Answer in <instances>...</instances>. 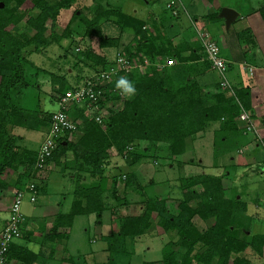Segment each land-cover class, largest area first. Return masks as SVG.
<instances>
[{"label":"trees","instance_id":"trees-1","mask_svg":"<svg viewBox=\"0 0 264 264\" xmlns=\"http://www.w3.org/2000/svg\"><path fill=\"white\" fill-rule=\"evenodd\" d=\"M82 1L90 2L84 5L90 17L79 13V9L73 11V15L82 20L81 38H96L100 49H114L116 53L108 61L107 51L96 53L86 48L77 52L76 59L69 68L82 62L90 75L98 68H110L117 54L138 62L147 60L150 65L143 71L134 68L124 75L114 76L102 88L105 90L104 99L68 102L65 110L68 118L77 123V129L72 135L64 132L56 139L55 149L46 159L45 167L37 171L34 164L38 148L33 151L20 146L17 142L21 136L15 132L19 128L44 131L43 140L60 96L79 86L88 75L76 74L73 83H70L67 69L63 72H49L31 64L28 56L43 52L55 42L60 47L59 40L71 36L66 30L57 35L56 21L61 10L69 9ZM181 8L183 6L179 0L178 5L168 8L167 13H163L158 19L149 14L141 19L125 13L121 4L113 0H0V197L9 187L20 190L32 179L37 180V196V192L42 189L39 174L53 162L59 166L63 176L69 177L67 170L74 169L77 181L82 182L88 177H93L95 181L78 185L79 192H76V198L74 194L69 211L57 212L51 231L71 227L78 215L94 213L101 222L107 192L104 165L111 157L119 156L128 168L146 158L148 149L153 151L161 147L169 159H174L182 154L187 138L193 140L198 132H205L213 123L218 125L213 131L215 144L239 149L244 143L251 141L258 147L264 146V133H259L260 139H257L251 132H246L243 124L236 118L241 106L254 119L249 89L235 88V97L219 89L218 84L210 91L203 90L196 79L195 69L187 63L189 59L181 56L179 46L174 42L177 36L175 19L179 17ZM173 10L176 11L175 14ZM257 11L264 23L261 9L258 8ZM19 23L23 24V30L13 31L11 27ZM109 25L114 26L116 34L110 35L104 31ZM29 29L33 32L26 31ZM124 33H128L130 38L121 45ZM203 55L205 56L204 52L202 57ZM167 58H172L175 63L162 68L156 67L157 61ZM25 65L29 66L28 73ZM32 74L35 78L39 74L48 76V90L57 96L53 111L40 109L38 100L34 105L37 95H33L32 89H37L40 85L32 83ZM121 76L127 77L135 85L134 95L119 96L112 93L116 80ZM118 101L117 106L115 102ZM94 104L99 107L106 105L107 115L102 117L101 123L95 121L90 114ZM7 170L14 172V176L8 181L2 177ZM221 176L199 173L183 179L178 185L180 196L175 200L174 212L166 207L163 200L147 196L137 214L121 215L116 219V226L108 237L100 236L107 242L106 250L109 254L107 260L100 264H130V253L125 242H133L148 232L154 225L153 214L156 225L164 232L173 231L176 235V239L170 237L168 240L161 255V264H252L251 257L259 258L262 255L264 233L251 235L243 232L240 236L235 232L232 215L236 214L237 208L243 211L244 207L236 205L239 198L225 195L226 188ZM42 179L44 180L43 177ZM118 180L123 181L124 188H131L136 181L135 169L123 170L122 173L111 176L109 193L115 201L119 199L124 204L128 202L127 193L124 190L122 197L116 195ZM11 201L12 198L9 204ZM192 201L194 205L190 204ZM11 243L7 253L10 259H20L23 264H30L28 259L31 258L27 257L37 256ZM14 247L19 251L23 250L22 254L12 253ZM84 260L85 255L70 256L67 262L87 264ZM140 264L155 262L144 260Z\"/></svg>","mask_w":264,"mask_h":264},{"label":"rangeland","instance_id":"rangeland-1","mask_svg":"<svg viewBox=\"0 0 264 264\" xmlns=\"http://www.w3.org/2000/svg\"><path fill=\"white\" fill-rule=\"evenodd\" d=\"M113 1L120 3L122 10L125 13L132 14L141 19L146 17L147 13H149L151 10H154L155 14H153V16L157 19L158 17H161L163 13H167L168 11V8H166L168 0H148L149 2L144 3L136 0ZM181 1L185 2V0ZM226 1H229L227 4L232 7L236 6L239 2L237 0ZM240 2H242L244 5L251 4L258 6L264 15V0H240ZM89 3V1H82L78 5H73L69 9L61 10L56 21L55 33L60 35L66 30L70 32L71 36L60 39V47L57 46V43L55 42L54 44L48 46L43 52L30 54L28 56V61L37 67L43 68L53 73L63 72L65 69H67V72L69 73H67V79L70 83H73L76 74L85 76L88 72L90 73V71L82 65V62H79L77 66H73L72 69L69 68L72 66L74 59H76L75 57L77 56L78 51L81 52L86 48H90L96 53H104L107 51H103L98 47L96 38H81L82 20L81 17L74 16L73 11L74 9H79V13L90 17L89 11L87 8H85L86 6H84L88 5ZM190 11V6H187V12L190 13ZM185 17H187L186 10L181 8L179 17L175 19V24L178 29L181 27ZM195 22L193 21L191 25L195 26L199 30H202L203 32L206 30L205 32H208L210 37L212 36L215 38V32L212 30L213 28L210 23L206 25L204 30L205 25ZM11 29L13 31L23 30V24L19 23L16 26L11 27ZM190 30L191 35H193V32L195 34L194 29ZM26 31H29L30 33L33 32L30 29ZM104 31L110 35L116 34V29L114 26L109 25L105 27ZM247 37H249L248 34H246L244 38ZM129 38L130 36L128 33H124L121 36V45L127 43ZM240 40L245 43L249 42L247 39L241 38ZM115 53L116 50L114 49L108 50L106 52L107 60H111L115 56ZM203 58L206 59L204 55ZM28 67V65H25V70L27 73L29 69ZM213 73L217 75L215 72ZM209 74L212 76V71H210ZM35 77L36 76L32 74V83L37 82L40 86L37 87V89H32L33 95H37V97H35L34 105L38 100L40 109H50V111H53L55 109L57 96L56 93L48 90L50 88V85L48 84V76L39 74L37 75V78ZM215 84V82L212 83V88H214ZM259 122L262 124L260 120ZM217 126V123H213L212 125L208 126L205 132H198L196 135L197 138H194L193 140L187 138L182 154L174 159H169L166 152L160 149L161 147L158 149L156 148L153 151H149L148 149V155L146 158L142 159L141 162L131 167L128 166L129 169H135L136 183L134 182L131 188H124L123 181L118 180L116 183V195L118 197H122L124 190L125 193H127L126 199L128 202H125L124 204H121L122 200L118 199L115 201V198L109 193L110 183L112 175L122 173L123 170L129 169L126 166V162L123 161L119 156L111 157L110 160H108V162L104 165V173L105 176H107L106 178L108 182L106 184L107 192H105L106 199H104L103 203L104 211L100 219L101 222L96 219L94 213H92L90 217L87 218L89 220V224H87L88 221L86 216L79 215L80 217L75 218L73 224V227L75 228L72 231L77 233L80 237H89L90 240L84 239L83 241L73 244V248L78 247L79 249L83 250L79 251L81 253L74 256L85 255L84 261L87 264L104 263L107 260V256L109 255L106 250L108 244L98 235L108 237V234L116 226V219H118L121 215L137 214L142 207V202L147 196L155 197L159 201L163 200L166 207L174 212L173 209L176 207L175 200L180 196L178 191L179 183L188 176L197 175L199 173L222 175V183L224 188H226L225 195L229 198H239V201L236 205L239 207L243 206L244 210L242 211L237 208L236 214L232 215L234 217V230L235 232H238L237 234L243 235V232H248L251 235L264 233V193H262V190L264 189L261 187L262 185L264 186V181L261 178H258V175L256 174L257 171L255 169L256 165L253 164L255 156H259L256 154L250 155L254 157L251 160L248 158L250 157L249 155L244 154V150L242 148L235 149L232 146L224 147L221 144H215L213 141V131L217 128ZM15 133L20 134L21 136V139H18L19 141L17 140V143L20 146H25L33 151L36 150V147L42 138V131L40 130L35 131L19 128ZM246 138H248V136ZM250 142L251 141H249V143ZM258 152L259 155L264 154L263 146L259 147ZM244 161H246V163H250L253 166H247V168H244ZM262 162L264 163L263 160ZM74 171V169L67 170L70 176L66 177L61 173L59 174L57 169L52 171L48 178L49 182L47 183L48 186L46 189L53 198H62L60 210L64 212L68 211L69 204L73 203L74 194L75 198L77 197V193L79 192L78 185L91 184V179H93V177H88L82 182L77 181ZM262 172L264 175V168ZM7 173H11V171L7 170V172L2 174V177L8 179L10 175ZM250 178H252L251 181ZM136 184H138V186ZM14 191L15 190L13 189L11 195H13ZM38 203L41 204V201H38ZM190 204L194 205V202L192 201ZM32 205L33 203L30 204L28 199L24 198L21 204L22 213L25 212L24 209L29 210ZM154 216L155 214L152 215V220L154 219V225L151 229H148V232L137 237L133 240V242H125V246L130 253L128 257L130 264H140V262L144 260L154 261L155 264H161V255L166 248L168 240L170 237L176 239V235L173 231L166 233L159 225L155 224L156 218H154ZM98 222L100 225L97 224ZM80 227H85V232H81ZM173 248L175 249L176 245H174ZM99 249L101 250L98 255L95 254ZM261 257H251L252 264H264V259ZM68 263L71 264L70 262Z\"/></svg>","mask_w":264,"mask_h":264},{"label":"crops","instance_id":"crops-1","mask_svg":"<svg viewBox=\"0 0 264 264\" xmlns=\"http://www.w3.org/2000/svg\"><path fill=\"white\" fill-rule=\"evenodd\" d=\"M237 1H239L238 4L232 7L227 4L229 1L226 0H185V2L180 0L183 9L186 10L187 17L183 19V25L181 24L179 29L176 26L175 32L177 36L174 38V42L179 46L178 48L181 51V56L189 59L187 63L195 69V76L201 88L207 91L212 90L213 88L211 85L214 82L218 84L219 75L212 67H210L208 61L202 57L203 52L198 37H196V31L195 34L193 32V35L190 33V29L195 30V26L191 25L193 21L205 25L204 30L206 25L210 23L213 28L212 30L215 32V38L212 36L211 38L217 45L220 57H222L227 64L226 76L231 84L233 92L235 91V88L239 87H247L249 89V102L254 115L253 122L257 130H259V133L263 134L264 23L257 11L258 6L251 4L244 5L240 0ZM187 6H190L191 14L187 12ZM223 7L233 9L237 13L228 25L225 24L224 18L220 15V10ZM148 14L149 16H153V14H155L154 10L149 11L147 15ZM246 34H248L249 37L244 38ZM241 38L247 39L251 45L249 42L245 43L241 41ZM205 61L208 65H206ZM210 71H212V76L209 74ZM231 96L235 97V94L233 93ZM259 120L262 124H260ZM43 134L44 131L42 132V137ZM195 138H197V136H195ZM255 144L256 143H249L247 141L240 148L244 150L245 155L250 156L256 154L259 156H255V158L250 156L248 158L251 160L254 158L253 164L256 165V174L258 175V178H261L264 181V175L262 172L264 168V163L262 162V160L264 161V154H258L259 147ZM245 163L246 161L243 162L244 168H247V166H253L250 163ZM58 167V165L50 162L48 169L39 174L40 179H37L41 180L40 186L42 189H40L39 193L37 192L35 201H29L30 204L33 203L32 207H30L29 210L24 209L25 212L22 213L23 222L21 225V236L12 241L15 246L23 247V250H29L32 254L37 255L35 257H27V259L31 258V260L28 259V261H31L30 264H69L67 260L70 256L78 255L81 253L79 251H83L78 247L73 248V244L83 241L84 239L90 240L89 237H80L77 233L72 231L75 228L73 227L75 219L69 228L60 227L53 231L50 229L54 216L58 211H62L60 210L62 198H53L46 189L50 173L57 169L59 171ZM60 173L62 174L63 172L59 171V174ZM7 174L10 176L8 179H5L6 181L14 176V172L12 171ZM42 177L44 178V181H42ZM91 180L95 181L94 178ZM251 180L252 178H250V181ZM107 182L108 180L106 181V184ZM261 187L264 189L263 185ZM12 190L13 188L9 187L6 193L0 197V230L8 216V207L12 196ZM262 193H264V190H262ZM38 201H41V204L38 203ZM70 206L71 204H69V208ZM90 215L91 213L81 216H86L87 219ZM77 217L80 216L78 215L75 218ZM87 221V224H89L88 219ZM97 224L100 225L99 222ZM81 225L84 226L83 224ZM81 227L80 231L85 232L86 228ZM98 236L100 237V235ZM101 249L95 254L98 255ZM23 250L19 251L17 250V247H14L12 253L18 252L19 255L20 253L22 254ZM261 258L264 259V247L262 248ZM13 260L16 264H23L20 259Z\"/></svg>","mask_w":264,"mask_h":264},{"label":"built area","instance_id":"built-area-1","mask_svg":"<svg viewBox=\"0 0 264 264\" xmlns=\"http://www.w3.org/2000/svg\"><path fill=\"white\" fill-rule=\"evenodd\" d=\"M178 2L179 0H168L166 7L170 8L178 5ZM175 13L176 11L173 10V14ZM195 30L202 45L203 52L205 53L206 60L209 61L211 67L219 75L220 89L233 95V89L226 76L227 64L224 59L220 57L216 43L212 40L208 32H203L196 27ZM115 58V62L110 68L106 70L98 68L96 71L88 75L79 86L67 90L62 96H60L57 102V109L53 112L49 121L47 132L38 147L34 169L39 171L38 169L41 170L45 167L46 159L55 149L56 139L61 134L68 132L69 135H72V133L76 131L77 123L68 118L65 110L68 102L81 103L84 100L96 101L97 98L104 99L105 90L102 88L110 82L114 76L117 74L124 75L134 68L139 71H143L144 68H147L150 65L147 60L138 62L136 59H129L128 57L120 54H117ZM174 63L175 61L172 58H167L162 61H157L155 65L157 68H162L173 65ZM112 93H116L119 96L123 95L116 87V84L112 88ZM236 102L240 105L237 99ZM118 104L119 101L115 102V105L118 106ZM105 106L106 105L99 107L94 104L90 109V114L98 123H101L102 117H106L107 115ZM236 118L243 124L246 132H251L257 137V139H260L259 132L248 111L244 110L240 106V112ZM36 183L37 180L32 179L31 181H28L22 189L15 190L12 195V201L8 207L7 219L4 222L3 228L0 230V264H16L13 259L8 258L7 256L9 244L14 239L21 236V225L23 222L21 204L24 198H28L31 202L35 200L37 191L35 186Z\"/></svg>","mask_w":264,"mask_h":264},{"label":"clouds","instance_id":"clouds-1","mask_svg":"<svg viewBox=\"0 0 264 264\" xmlns=\"http://www.w3.org/2000/svg\"><path fill=\"white\" fill-rule=\"evenodd\" d=\"M116 87L125 96H132L136 92L135 85L125 76H121L116 80Z\"/></svg>","mask_w":264,"mask_h":264},{"label":"water","instance_id":"water-1","mask_svg":"<svg viewBox=\"0 0 264 264\" xmlns=\"http://www.w3.org/2000/svg\"><path fill=\"white\" fill-rule=\"evenodd\" d=\"M236 11L230 8L223 7L220 10V15L224 18L225 24L228 25L231 20L236 16Z\"/></svg>","mask_w":264,"mask_h":264}]
</instances>
